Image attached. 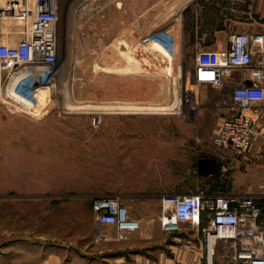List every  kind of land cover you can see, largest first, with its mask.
Masks as SVG:
<instances>
[{
  "label": "rangeland",
  "instance_id": "1",
  "mask_svg": "<svg viewBox=\"0 0 264 264\" xmlns=\"http://www.w3.org/2000/svg\"><path fill=\"white\" fill-rule=\"evenodd\" d=\"M112 1L60 0L58 71L38 118L0 103L8 117L0 137V264H158L172 234L144 218L147 230L117 240L114 228L94 221L97 197H119L132 218L158 212L173 191L264 195L262 107L258 117L245 112L260 123L254 150L240 159L226 154L213 138L233 114L232 89L195 84L194 55L144 42L174 15L145 33L134 22L142 0H116L119 23ZM173 102L157 111L93 108Z\"/></svg>",
  "mask_w": 264,
  "mask_h": 264
},
{
  "label": "built area",
  "instance_id": "2",
  "mask_svg": "<svg viewBox=\"0 0 264 264\" xmlns=\"http://www.w3.org/2000/svg\"><path fill=\"white\" fill-rule=\"evenodd\" d=\"M59 4L60 0L0 2V35L13 22L22 31L15 43L0 41V103L35 118L40 116L36 91L52 86L58 71ZM144 42H156L173 55L174 42L167 29L151 33ZM234 72H246L248 80H237L232 87L233 114L217 124L213 140L226 154L240 159L250 153L256 131V119L245 112L258 117L264 103V33L233 34L228 49L202 50L194 56L197 85L222 88ZM91 211L98 227L114 228L117 240L139 229L119 197H97ZM158 220L167 233L177 232L183 223L196 225L201 233L199 260L169 264H217L219 245L224 248L221 264H264V195L211 196L202 190L168 194L160 198Z\"/></svg>",
  "mask_w": 264,
  "mask_h": 264
},
{
  "label": "crops",
  "instance_id": "3",
  "mask_svg": "<svg viewBox=\"0 0 264 264\" xmlns=\"http://www.w3.org/2000/svg\"><path fill=\"white\" fill-rule=\"evenodd\" d=\"M115 2L116 0L111 3L112 21L117 20L119 23L120 9L119 4ZM135 13L137 15H135L134 22L137 24V29H142L145 33L152 29L153 22L164 24L174 15L165 28L173 38V55L178 56L185 54L195 56L202 50H226L230 46L233 34L264 33V0H142V5ZM0 41H4V36L0 35ZM242 79L248 80L246 72H234L222 88L231 90L236 81ZM261 107L263 111L260 118L262 120L264 103ZM17 119L25 128L33 127V121L28 116H18ZM259 124V121L256 122V126ZM7 126L8 117L0 115V137L7 132ZM256 143V138L253 136L250 152L254 150ZM5 156L7 158L8 155ZM168 194L184 193L173 191ZM158 217L159 209L158 212L152 211L145 215L133 214L132 216L139 222L137 231L147 230L142 222L144 218L147 219L146 222L157 224L159 223ZM159 226L157 224V231L162 230ZM170 234L173 236L171 235L167 241L165 249L160 250L158 264H169L172 260L193 263L202 257L201 233L196 225L183 223L177 232ZM223 251V246L219 245L217 264H221L219 256Z\"/></svg>",
  "mask_w": 264,
  "mask_h": 264
},
{
  "label": "bare ground",
  "instance_id": "4",
  "mask_svg": "<svg viewBox=\"0 0 264 264\" xmlns=\"http://www.w3.org/2000/svg\"><path fill=\"white\" fill-rule=\"evenodd\" d=\"M0 2H3V0H1ZM3 32H4V35H3L4 36V41H8L10 43H14L16 40H18L21 37V33H22L21 29L17 26V24L15 22L11 23V25L6 26L4 28V30H3ZM9 33H11L12 36H10ZM133 65H134L133 63H129L128 62L126 64V66L123 68V71L124 70H131ZM118 69H122V68H118ZM128 72H130V71H128ZM178 76H180V70L178 72ZM46 89H48V87H42V88H39L36 91L35 98H36L38 104L41 103L44 100L45 95H43V93H44V91ZM174 103L175 102H173L170 105H130V104H127L125 106H122V105H108V104H96V105H93V108H96V109H117V107H118L119 109H126V110H131L132 109V110H152V111H157V110H166L169 107L174 106ZM87 106H89V105H87ZM90 106H92V105H90Z\"/></svg>",
  "mask_w": 264,
  "mask_h": 264
}]
</instances>
